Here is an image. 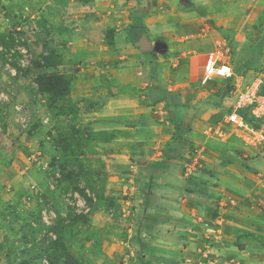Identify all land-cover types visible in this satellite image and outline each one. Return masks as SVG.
Instances as JSON below:
<instances>
[{"label":"rangeland","instance_id":"374dc122","mask_svg":"<svg viewBox=\"0 0 264 264\" xmlns=\"http://www.w3.org/2000/svg\"><path fill=\"white\" fill-rule=\"evenodd\" d=\"M176 1L0 0V264H141L142 248L131 241L130 235L141 233L136 225L141 226L139 211L145 209L139 205L144 200L143 186L150 176L154 175L156 182L153 189L145 191L153 199L150 202H155L157 194H170L179 201L189 198L192 159L201 147L215 154L231 151L241 155L251 151L257 153L256 159L263 153L260 161L264 163L263 151L245 148L233 136L229 137L225 115L232 103V90L217 78L201 85L203 61L195 60L205 51L229 48L236 50V55L232 56L230 51L227 56L235 59L236 74L263 65L264 0H180L178 4ZM182 3L191 9L193 4L195 17L203 22L195 34L199 36L193 41L207 45L192 50L195 56L190 71L189 91H192L185 94V101L189 106L204 101L207 105L197 112L190 109L184 112V121L195 113L191 127L179 131L174 127V137L164 145L165 158L157 169H150L146 160L128 155L130 146L124 142L130 135L125 129L130 123L119 120L118 126L108 127L102 133L93 132L89 126L94 108H102L112 98L138 100L144 92L142 88L129 86L123 93L114 91L106 97L96 95L79 100L72 82L69 94L54 102L50 96L38 93L35 82L38 74L74 77L77 70L88 67L37 69L33 63L39 61V55H57L63 64L68 57L69 61L78 60L68 51L70 42L83 38L96 41L104 31H107L105 39L112 38L115 29L125 28L136 8L149 10V18L163 15L171 23H187L192 17L180 14L188 8ZM227 24L230 30L225 27ZM135 25L129 30L132 43L137 37ZM155 33L153 39L168 42H164L167 50L161 56L171 53L176 57L178 52H173L171 45L181 44L175 41L180 34L165 31L155 36ZM235 35L244 38L236 49L227 40ZM144 54L153 56L155 52ZM172 64L170 60L162 62L161 71L167 73ZM92 66L88 69L94 70ZM256 73L246 74L242 84L253 80ZM167 78L163 84L175 90L174 83L178 80ZM145 104L154 106L156 113L144 121L140 138L144 144L152 142L153 149L169 136L166 129L173 126L172 120L178 123V116L169 119V110L158 102ZM210 106L216 108H207ZM159 110L162 114L157 113ZM218 130L226 131V143L209 140L216 139ZM108 144L114 150L116 146L121 148L119 159L107 155ZM164 182L170 190L163 192L159 185ZM222 199L225 203L235 201L231 195H220L217 202ZM87 208L93 209L84 221L65 229L74 216L84 215ZM55 222L61 223L59 241Z\"/></svg>","mask_w":264,"mask_h":264},{"label":"crops","instance_id":"0c3cea01","mask_svg":"<svg viewBox=\"0 0 264 264\" xmlns=\"http://www.w3.org/2000/svg\"><path fill=\"white\" fill-rule=\"evenodd\" d=\"M179 1L177 0L176 3L178 4ZM182 5L187 6L186 3ZM131 7H134V4ZM187 7L185 11H180V14L188 13L192 19L184 24L171 23L169 18L163 15H158L156 19L149 18L147 17L149 10L136 8L131 11L132 19L127 20L125 28L115 29L112 38L105 39L107 31H104L97 37L98 42L88 38L70 42L71 47L68 51L78 60L69 61L68 57L66 63L56 67L67 65L65 67L68 68V65H72L79 69L83 65L88 67L93 65L91 68L94 70L87 67L74 73L73 90L76 89L75 96L79 97V100L96 98V95L101 98L106 97L109 92L114 91L123 93L129 86L142 88L144 92L138 100L127 97L112 98L110 101L106 100L107 105L102 108H94L91 113L94 117L90 120L92 122L89 126L93 132L102 133L108 130V127L118 126L119 120L130 123L125 128L130 131V135L124 142L129 144L128 147L130 146L127 149L128 155L146 160V165L161 164L164 160L163 148L174 137L175 120L171 122L173 126L166 129L169 136L161 140L157 148L152 149V142L144 144V140L140 138L144 121L149 116H153V112L156 113L154 106H147L145 103L158 102L169 110V119L175 117L176 111L180 109L175 106L186 105L185 94L189 95L192 91H189L192 87L189 86L192 84L190 71L192 61L195 59L192 50L207 47L205 42L193 41L199 36L195 34L199 32L203 22L195 17L197 11L194 10L193 4L192 9L190 6ZM134 25L137 28V37L132 43L129 39V30ZM95 27L106 28V26ZM225 27L230 30L231 26L227 24ZM154 31H156L155 36L165 31L180 34L175 41L181 44L171 45V50L174 46L173 52H178L176 57L171 53L166 57L157 53L153 56L145 55V52L152 50H141L135 45L142 40L151 47L156 42H167L162 38L153 39ZM227 40L235 44L236 49L242 45L244 38L235 35ZM230 51L233 53L232 56L236 55V50L229 49ZM207 53L209 52L200 53V57L195 60L201 59L204 63ZM228 59L235 73V59ZM169 60L173 62L172 68H168L167 73L161 71L164 67L160 64ZM126 64L128 65L121 66ZM251 73L255 72L246 70L235 73L237 78L231 83V90L242 83L246 74ZM177 76L180 78L176 79ZM166 77L170 81L178 80L174 83L175 90L163 84ZM159 91L168 96L174 104H168L165 100L153 102ZM110 105L114 108H110ZM157 113L162 114V111L159 110ZM209 140L226 143L212 138ZM107 146L110 148L106 152L107 155L115 159L122 156L121 148L114 145L116 146L114 150L111 145ZM135 153L139 154L135 155ZM256 155L257 153L251 151L241 155L231 154V151L215 154L210 150L205 152V148L201 147L192 159L194 169L189 178L191 186L187 188V192L191 195H188L187 200H179L180 202L173 200L170 194H157L155 202L143 200L139 206L145 209V212L139 211L141 226L136 225L141 233L130 235L131 241L140 244L142 248L139 254L144 256L141 264H264V170L262 168L264 163L260 161L263 153L259 159H256ZM159 187L163 188V192L170 190L167 182L160 184ZM220 195H231L235 201L225 203L222 199L217 202ZM213 243L215 249L212 247ZM115 249L112 248L114 251ZM137 253L135 252V255Z\"/></svg>","mask_w":264,"mask_h":264},{"label":"built area","instance_id":"2783aa9c","mask_svg":"<svg viewBox=\"0 0 264 264\" xmlns=\"http://www.w3.org/2000/svg\"><path fill=\"white\" fill-rule=\"evenodd\" d=\"M229 48H223L211 51L205 56V60L201 69L200 84L204 85L207 81L217 78L224 83L228 82L232 86V82L236 80V76L230 61L228 59ZM264 64L260 72L256 73V77L246 84L239 83L234 86L231 91L232 103L227 108L225 115V124L230 131V136L237 139L240 144L248 149L264 150ZM15 75V74H14ZM246 117L252 120L247 121L241 114L246 110ZM216 140L226 142L228 138L226 131L218 130L215 132ZM194 167L192 166V170ZM189 171V170H187ZM84 203L85 200H84ZM87 208L86 213H88ZM52 219H55L52 216Z\"/></svg>","mask_w":264,"mask_h":264},{"label":"trees","instance_id":"16d2710c","mask_svg":"<svg viewBox=\"0 0 264 264\" xmlns=\"http://www.w3.org/2000/svg\"><path fill=\"white\" fill-rule=\"evenodd\" d=\"M34 67L37 68V69H50V68H54V67H58L60 66L62 63H61V60H60V57L57 56V55H54V54H47V55H44V54H41L39 55V61L38 62H34ZM263 68V65L260 63L259 67H257L254 72L258 73L262 70ZM73 78L74 77H70V76H64L62 74H52V75H46L44 73H40L38 74V76L36 77V85L38 87V93L41 95V96H50L51 99H52V102L56 101V100H59L61 98H64L66 95L69 94L70 92V89H71V85H72V82H73ZM226 85H229L228 82L225 83ZM158 96H156L153 100L154 101H157V100H165L166 102H168V104H174L172 102V100L167 96H165L163 94L162 91H159L158 92ZM207 105V102H199L198 104H195V105H180V106H175V107H180V109H178L176 111V115L178 116V123L175 121V128L177 131L181 130L182 128H186L187 130L190 129L191 127V124L193 122V118L195 117L193 113V118H192V115L190 116V120L189 121H184V112L185 111H188L189 109L190 110H193V111H199V108H203V107H206ZM207 108H216L214 106H210V107H207ZM218 108H221V105L218 107ZM200 109V110H201ZM245 110L241 111V114L242 116L249 122L252 123V120H250L249 118L246 117V113L244 112ZM178 137H181L182 139V136L180 134H178ZM185 140V138H183ZM162 164H149L148 167L150 169H157L158 167H160ZM152 175V174H151ZM155 176H150L148 178V182H146L143 186V194H144V201L145 202H148V201H151L153 199H150V195L149 193L145 194L146 190H150V189H153L155 187ZM92 209L93 208H89V211L88 213L82 215V214H79V215H76L74 216L66 225L65 229L69 228L70 226L78 223V222H82L85 220V215H88L89 213L92 212ZM54 228L57 230V240L59 241L60 237H61V232H60V228H61V223L60 222H55L54 224Z\"/></svg>","mask_w":264,"mask_h":264},{"label":"water","instance_id":"95a60500","mask_svg":"<svg viewBox=\"0 0 264 264\" xmlns=\"http://www.w3.org/2000/svg\"><path fill=\"white\" fill-rule=\"evenodd\" d=\"M135 45L138 46L141 50H152L159 55L165 54V52L167 50V46L163 42H156L151 47L146 41L142 40V41L136 43Z\"/></svg>","mask_w":264,"mask_h":264}]
</instances>
